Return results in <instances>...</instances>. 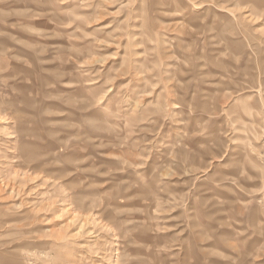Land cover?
Segmentation results:
<instances>
[{"label": "clouds", "instance_id": "9594fccd", "mask_svg": "<svg viewBox=\"0 0 264 264\" xmlns=\"http://www.w3.org/2000/svg\"><path fill=\"white\" fill-rule=\"evenodd\" d=\"M9 3L0 0V60L28 66L45 131L44 143L29 142L43 155L25 150L20 163L64 165L51 195L66 214L109 213L123 242L113 264H264V0H164L171 15L200 9L180 60L170 45L149 47L160 0H23V14ZM229 5L221 30L204 24ZM105 16L123 21L101 39L94 22ZM206 27L224 48L193 55ZM214 69L224 75L211 95L201 88ZM46 108L65 125L49 129ZM130 205L144 221L121 218ZM20 239L0 235V264H101L96 243L71 232Z\"/></svg>", "mask_w": 264, "mask_h": 264}, {"label": "rangeland", "instance_id": "374dc122", "mask_svg": "<svg viewBox=\"0 0 264 264\" xmlns=\"http://www.w3.org/2000/svg\"><path fill=\"white\" fill-rule=\"evenodd\" d=\"M226 2L227 0H220L222 4ZM158 7L157 26L161 31L157 33V40L153 41L149 47H157L160 44L170 45L169 54L175 55L176 59L180 60L188 54L186 49H192L193 25L189 23V20L194 18L192 12H199L200 9L190 10L180 15H171L169 13L177 11L174 5H168L164 3V0H160ZM7 10L17 14L27 11L23 6V0H10ZM110 11H115V9H110ZM213 13L214 15L204 20V24L217 26V30H221L223 24L220 22L225 18H231V5L228 11L216 8ZM122 21L123 16H105L103 19L95 20L94 26L103 31L104 35L100 38L104 39L109 36L110 32L115 33ZM186 31L189 34H184ZM213 35L211 28L206 27L205 35L196 41L192 54L203 55L213 48L223 49V44H220L218 40L213 41ZM149 39L151 40V37ZM105 47L115 48L111 38L106 40ZM50 70L54 71V68ZM28 71V66L19 61L0 60V224L8 226L0 235L9 236L16 241V244H22L25 241L20 237L28 236L33 232L39 235L48 229H54L57 236L71 232L81 243H86L89 239L96 243L94 260L100 261L101 264H113L117 255L121 254L123 242L109 231L111 227L108 222L109 213L101 214L100 211L89 210L66 214L65 209L59 206L56 198L51 195V186L62 185L64 182L62 179L64 174L60 171L64 165L49 163L44 168L42 164L22 166L20 163L25 158V150L39 152L43 155L41 150L32 149L29 142L41 144L45 142L44 128L35 121L33 113L36 109L30 104L35 92L29 83ZM203 75L206 76L208 83L202 86L201 91L215 95L224 73L220 69H214ZM45 112L49 116L47 121L49 129L61 128L65 125V121L51 118L60 115L59 109L46 108ZM51 134L48 133V135ZM62 138L68 139L66 136ZM70 147L69 144V149ZM69 149L65 150L68 153L66 158L78 159L79 157L72 155ZM104 158L107 159V155ZM84 166L80 165V167ZM118 203L123 204L124 202ZM133 207H139V205H130L122 209L121 218L144 221L143 213L133 211ZM175 212L174 209L173 215ZM164 214L167 215V213ZM39 220H45L47 223H36ZM25 223H29L31 227L25 228ZM165 227L171 230L172 226L166 224ZM93 229L96 231L94 232ZM85 231L88 232V237L82 236ZM96 232L99 233L98 240ZM16 244H13V247ZM87 247L91 248V244H87ZM129 254H132L131 251Z\"/></svg>", "mask_w": 264, "mask_h": 264}]
</instances>
